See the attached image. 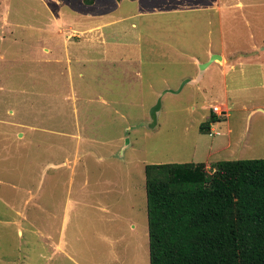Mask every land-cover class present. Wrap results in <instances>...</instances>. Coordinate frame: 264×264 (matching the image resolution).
Listing matches in <instances>:
<instances>
[{
  "label": "rangeland",
  "instance_id": "obj_1",
  "mask_svg": "<svg viewBox=\"0 0 264 264\" xmlns=\"http://www.w3.org/2000/svg\"><path fill=\"white\" fill-rule=\"evenodd\" d=\"M87 1L0 0V264H149L145 164L264 158V0Z\"/></svg>",
  "mask_w": 264,
  "mask_h": 264
},
{
  "label": "trees",
  "instance_id": "obj_2",
  "mask_svg": "<svg viewBox=\"0 0 264 264\" xmlns=\"http://www.w3.org/2000/svg\"><path fill=\"white\" fill-rule=\"evenodd\" d=\"M206 165L145 164L149 264H264V158Z\"/></svg>",
  "mask_w": 264,
  "mask_h": 264
},
{
  "label": "crops",
  "instance_id": "obj_3",
  "mask_svg": "<svg viewBox=\"0 0 264 264\" xmlns=\"http://www.w3.org/2000/svg\"><path fill=\"white\" fill-rule=\"evenodd\" d=\"M99 27V25H96V26H93V28H98ZM92 41H97V39H98V36L97 35H95V38H93L92 37ZM80 51V48H77V53L76 54H74V56L76 57V58H81L82 56L80 55V53H78ZM80 52H86L85 51V49H81V51ZM214 51H212V50H208L207 51V58L206 59H209L208 58V56L210 57V55L213 53ZM220 56H221V59L220 60H222L221 62H222V66H220V65H218V66H220V68H221V71L223 72V76H225L226 75V73H227V65L229 64V62H227V61H223L224 59H223V57H225V53L224 52H222V54H220ZM231 64V63H230ZM231 66H233V65H231ZM260 69V71H261V85H264V81L262 80V79H264V68L261 66V68H259ZM225 86H226V90L225 91H228L227 90V85H226V83H225ZM215 103H224V102H215ZM214 104V103H213ZM224 104H227V103H224ZM228 105V104H227ZM228 107L230 108V106L228 105ZM229 114H230V112H229ZM229 114H228V116L226 117V119L229 117ZM225 119V120H226ZM228 136H229V138H230V136H231V128L229 127V125H228ZM228 144H230V141H229V143Z\"/></svg>",
  "mask_w": 264,
  "mask_h": 264
},
{
  "label": "water",
  "instance_id": "obj_4",
  "mask_svg": "<svg viewBox=\"0 0 264 264\" xmlns=\"http://www.w3.org/2000/svg\"><path fill=\"white\" fill-rule=\"evenodd\" d=\"M214 59H221L220 54L218 53H212L209 57L208 60L204 61L203 63H201L199 66L200 68H204L207 65H209ZM167 91V90H165ZM160 102H161V98L159 97L156 101V103L151 107L150 109V116H151V122H150V126H153L156 123V116H157V111L159 110L160 107Z\"/></svg>",
  "mask_w": 264,
  "mask_h": 264
},
{
  "label": "built area",
  "instance_id": "obj_5",
  "mask_svg": "<svg viewBox=\"0 0 264 264\" xmlns=\"http://www.w3.org/2000/svg\"><path fill=\"white\" fill-rule=\"evenodd\" d=\"M211 111L214 113L217 117L223 119L226 118L229 114L230 108L227 104L224 103H214L211 106ZM220 132L213 127L210 130V135L212 134H219Z\"/></svg>",
  "mask_w": 264,
  "mask_h": 264
}]
</instances>
